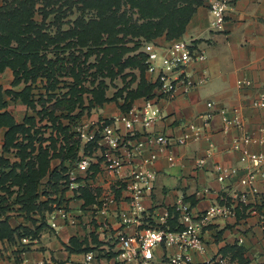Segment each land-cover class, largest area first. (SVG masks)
I'll return each instance as SVG.
<instances>
[{
	"label": "crops",
	"instance_id": "0c3cea01",
	"mask_svg": "<svg viewBox=\"0 0 264 264\" xmlns=\"http://www.w3.org/2000/svg\"><path fill=\"white\" fill-rule=\"evenodd\" d=\"M182 37L191 39L194 47L205 51L206 57L189 65L192 88L183 93L178 87L169 99L156 96L154 77L144 70L145 80L153 84L150 95L120 98L105 95L108 100L94 104L96 106L90 111H77L78 107L73 111H30L19 97L4 93L5 89L20 91L25 83L12 84L13 74L8 67L0 73L8 75L11 81V85L0 81L6 100L4 109L24 129L16 133L14 142L17 144L5 147L7 127H0V157L8 163H0V172H7L12 164H15L16 173L26 172L25 164H32L33 168L38 166L40 148L46 154L44 173L34 179L36 206L28 211L23 202L14 199L24 195L25 182L15 180L13 176L0 181V197H6L8 204L0 219L6 218L12 228L27 229L26 234L17 236L15 233L11 238H0V264H32L40 260L43 264H62L67 258L79 260L80 252L85 248L97 249L99 257L107 261L114 251L117 234H134L153 223L155 215L164 210L172 216L169 225L175 226L174 204L180 197L197 212L212 202L228 199L235 205V214L218 218L205 229L203 237L208 252L221 253L239 264L235 252L240 248L241 256L249 264H264V167L256 172L252 185L240 182L252 171V166L241 159L239 147L244 144L238 140L246 131L252 137L248 149L264 151V107L252 103L253 98L264 90V0H234L222 30L210 26L207 7L201 4L193 12ZM156 40L167 43L170 39L161 35ZM244 78L251 84L239 86L238 81ZM150 97L158 102L162 111V117L152 130L170 138L169 145L160 152L153 165L157 176L152 200L145 202L147 210L138 223L120 225L108 216L109 223L105 226L106 217L95 210L99 206V197L109 189L117 197H125V191L103 169L91 144L82 147L78 140L75 155L62 158L67 147L65 140L72 138V126L78 120L107 119L131 105L141 106ZM208 101H212L211 107L206 104ZM222 107L227 109L229 116L233 114L232 109H237L240 125L225 126L217 112ZM209 110L213 114L205 124L204 114ZM190 124L192 133L196 132L197 136L184 144L177 143L175 138L189 131ZM238 142L239 147H236ZM26 144L28 154L22 160L20 146ZM82 152L94 153L95 158L86 172L78 174L77 186L70 188L65 183V172L70 162ZM204 157L205 163L200 165L198 160ZM21 162L23 167L19 166ZM219 166L234 167L236 171L220 181L216 176ZM52 170L55 175L50 179ZM203 187L208 191L196 194ZM241 192L247 194L246 203L236 198ZM52 211L56 214L55 222L60 225L57 229L48 223ZM24 236L31 241L22 243L20 239ZM239 238H242L241 242ZM164 250L159 247L157 253ZM195 258L199 259L200 255Z\"/></svg>",
	"mask_w": 264,
	"mask_h": 264
},
{
	"label": "built area",
	"instance_id": "2783aa9c",
	"mask_svg": "<svg viewBox=\"0 0 264 264\" xmlns=\"http://www.w3.org/2000/svg\"><path fill=\"white\" fill-rule=\"evenodd\" d=\"M233 1L204 0L213 29H223ZM140 49L146 55L145 70L154 77L156 96L163 99L172 97L178 87L182 88L183 93H187L193 86L189 65L206 57L204 50L194 47L191 39L182 36L171 38L167 43L157 40L144 41ZM249 84L251 81L246 78L238 81L239 86ZM252 103L264 107V90L253 98ZM206 104L211 107L212 101ZM232 111L231 116L224 107L217 111L227 127L241 123L237 109ZM212 114L211 110L204 114L205 124L209 122ZM161 117L162 111L158 102L150 97L146 98L141 106L131 105L125 111L107 119L78 120L72 126L81 146H93L103 169L125 191V197H117L110 189L99 197V206L95 210L106 217L103 225L109 223L108 216L120 225L138 223L142 213L147 210L145 202L152 200L157 176L154 162L170 143V138L164 133L152 130ZM189 128V131H184L175 138L177 143L184 144L197 136L196 132L192 133L191 124ZM238 140L244 144L242 147H239V142L235 145L240 148L241 159L247 160L252 166V171L242 177L240 182L252 185L256 172L264 167V151L252 152L248 149L247 144L252 137L246 131L241 133ZM94 158V153L82 152L70 162L65 172V183L68 187L77 186L78 174L86 172ZM198 163L204 164L205 157L200 158ZM235 171L234 167L219 166L216 171L217 179L223 181ZM207 191L208 188L203 187L196 191V194L201 195ZM236 198L242 203L248 200L244 192L239 193ZM174 209L173 218L177 224L173 227L168 223L172 216L168 210H164L155 215L153 223L134 234H117L114 251L107 261L102 260L97 249L92 248L81 251L79 260L67 258L62 264H236L221 253L208 252L203 237L205 229L216 219L235 214L234 204L222 198L221 201L212 202L204 210L197 212L187 200L180 197L176 200ZM251 211H254V208H251ZM55 217V212H50L48 223L57 229L60 225L55 222ZM20 240L22 243L31 241L28 236L21 237ZM238 241L241 242L242 238ZM159 247L165 250L157 253ZM196 255H200V258L196 259ZM32 264H43V261Z\"/></svg>",
	"mask_w": 264,
	"mask_h": 264
},
{
	"label": "trees",
	"instance_id": "16d2710c",
	"mask_svg": "<svg viewBox=\"0 0 264 264\" xmlns=\"http://www.w3.org/2000/svg\"><path fill=\"white\" fill-rule=\"evenodd\" d=\"M56 1H61L57 9L54 8ZM77 4H81L78 8L90 15H80L66 28L58 25L52 32L46 23L47 17L54 12V21L58 22L65 11L61 8L63 5L72 7ZM201 4H204V0H2L0 73L8 67L13 74L12 84L25 83L20 91L5 89L4 93L19 97L27 106L35 107L37 102L41 111H73L76 107L81 110L84 103L82 81L91 66L96 67L92 76L98 71L111 80L122 73L126 66L136 65L141 79L127 95H150L153 84L143 76L146 55L140 50L142 43L161 35H165L166 39L182 36L193 12ZM58 9L60 11L57 13ZM37 13L41 14L40 20L36 18ZM99 52L101 56L96 58V63L95 60L87 62L91 54L97 53L98 56ZM64 76H70L71 81L63 79ZM38 78L43 83L44 92L35 98L30 88ZM94 92L95 104L108 100L103 90ZM5 106L6 100L0 87V127H7L4 135V145L7 147L17 144L14 142L16 133L24 129L22 124L13 120ZM69 138L65 140L67 147L65 153L61 154L62 158L73 156L77 151V136L72 133V138ZM25 147L27 144L20 146L22 160L28 154ZM39 154L40 162L36 168L27 163L24 165L27 166L26 172L16 173L15 164H12L7 172H0V181L13 176L15 180L25 182L24 195L14 199L23 202L27 211L36 206L34 179L43 175L45 170L46 154L41 148ZM0 163L8 165L2 157ZM19 166L23 167L22 162ZM53 175L55 170L50 172V179ZM5 202L6 197L1 196L0 214H4L8 208ZM15 233L20 236L26 234L27 229L12 228L6 218L0 219V238H11ZM235 253L239 264H249L241 256L240 248Z\"/></svg>",
	"mask_w": 264,
	"mask_h": 264
},
{
	"label": "rangeland",
	"instance_id": "374dc122",
	"mask_svg": "<svg viewBox=\"0 0 264 264\" xmlns=\"http://www.w3.org/2000/svg\"><path fill=\"white\" fill-rule=\"evenodd\" d=\"M2 0H0L1 2ZM63 2V1H62ZM61 3V1H56V4H54V8L57 9L58 5ZM79 5L77 4L72 7H66V5H63L61 8L62 10H65L62 14V17L59 18L58 22L54 21V12L51 13L47 19L46 23L49 24L51 31L56 28V26L61 25L62 27L66 28L71 22L74 21V19L80 15H83L87 17L90 15L88 12H83L82 9H79ZM51 7V6H50ZM88 9V8H87ZM85 11H88V10ZM60 11V9L57 10V13ZM89 12H92L91 10ZM87 13V14H85ZM37 19H41V14L37 13L36 15ZM61 22V23H60ZM156 40V39H153ZM85 48V47H84ZM85 50V49H84ZM101 56V52L93 53L91 54L87 62L91 61L95 63L98 61V57ZM97 58V59H96ZM86 62V63H87ZM96 70L95 66H91L88 70L86 78L82 81L84 90L82 91V96L86 100V103L81 106L82 111H90L92 107L96 106L95 101L93 100L95 92H100L101 90L104 91V94L107 95V97L111 98H120L127 96L128 91L131 89H135L137 84L139 83L141 76L139 72V68L136 65H129L126 66L122 73H118L115 76H113V79H109L108 76H103L100 72L96 71L97 74L95 76H92L91 73ZM63 79H67L71 81L70 76H64ZM0 81L4 83H9L11 85V81L9 80L8 75L1 74L0 75ZM101 81H104L103 83ZM16 87V86H14ZM63 90H66V88H62ZM40 92H44L43 83L40 81V78H38L30 88V93L32 95H35L34 97L37 98L38 94ZM84 100V102H85ZM30 111H41V106L35 102V107L28 106ZM80 108H78L77 111H81Z\"/></svg>",
	"mask_w": 264,
	"mask_h": 264
}]
</instances>
